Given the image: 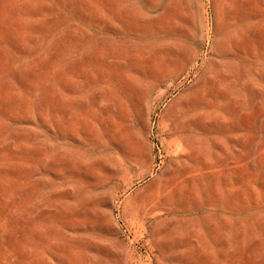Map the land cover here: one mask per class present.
I'll use <instances>...</instances> for the list:
<instances>
[{"label": "rangeland", "instance_id": "374dc122", "mask_svg": "<svg viewBox=\"0 0 264 264\" xmlns=\"http://www.w3.org/2000/svg\"><path fill=\"white\" fill-rule=\"evenodd\" d=\"M0 264H264V0H0Z\"/></svg>", "mask_w": 264, "mask_h": 264}]
</instances>
